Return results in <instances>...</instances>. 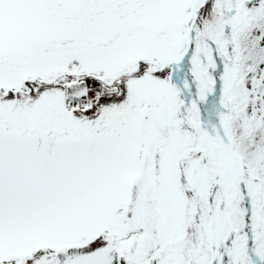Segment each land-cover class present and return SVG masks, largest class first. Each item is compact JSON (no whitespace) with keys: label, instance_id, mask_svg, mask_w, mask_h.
<instances>
[{"label":"snow or ice","instance_id":"1","mask_svg":"<svg viewBox=\"0 0 264 264\" xmlns=\"http://www.w3.org/2000/svg\"><path fill=\"white\" fill-rule=\"evenodd\" d=\"M0 264H264V0H0Z\"/></svg>","mask_w":264,"mask_h":264}]
</instances>
